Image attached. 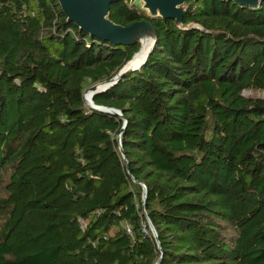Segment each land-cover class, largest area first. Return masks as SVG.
Listing matches in <instances>:
<instances>
[{
	"label": "trees",
	"instance_id": "16d2710c",
	"mask_svg": "<svg viewBox=\"0 0 264 264\" xmlns=\"http://www.w3.org/2000/svg\"><path fill=\"white\" fill-rule=\"evenodd\" d=\"M182 9L112 5L157 34L93 96L120 117L85 92L140 44L91 37L59 0H0V264H264V0Z\"/></svg>",
	"mask_w": 264,
	"mask_h": 264
},
{
	"label": "water",
	"instance_id": "95a60500",
	"mask_svg": "<svg viewBox=\"0 0 264 264\" xmlns=\"http://www.w3.org/2000/svg\"><path fill=\"white\" fill-rule=\"evenodd\" d=\"M125 0H59L61 8L68 17V21L74 23L82 31H85L91 37H97L99 39L109 41L117 46H132L135 44H141L137 38L138 29L141 26H147L154 34L152 45L150 50L142 62V64L134 69H127V66L133 59L122 69V71L110 82L103 83L92 87L88 92H91V98L95 93L103 91L113 84L117 83L120 79L126 75L138 71L144 66L152 53L156 41L157 34L155 28L148 22L134 23L131 26L124 27L115 24L110 19V11L112 5L122 2ZM137 0H131L132 3ZM145 2V9L149 11L150 17H161L163 19H173L176 21L178 26L183 24V6L188 0H143ZM196 1V0H195ZM240 5L257 7L260 5L261 0H236ZM141 50V49H140ZM93 101V100H92ZM92 108L107 111L109 113L122 117V113L112 108H106L96 106L92 102ZM126 125H124L123 130ZM119 139V138H118ZM121 139V137H120ZM146 200V193L143 202Z\"/></svg>",
	"mask_w": 264,
	"mask_h": 264
},
{
	"label": "bare ground",
	"instance_id": "6f19581e",
	"mask_svg": "<svg viewBox=\"0 0 264 264\" xmlns=\"http://www.w3.org/2000/svg\"><path fill=\"white\" fill-rule=\"evenodd\" d=\"M153 37L154 34L152 32V30L150 28H148L147 26H141L138 29V35L137 38L140 40L141 43V50L139 51V53L135 56V58L131 61V63L127 66V69H134L139 67L142 62L145 60L150 47L152 45V41H153ZM92 93L88 92L86 94V101L87 103L92 106V98H91Z\"/></svg>",
	"mask_w": 264,
	"mask_h": 264
},
{
	"label": "rangeland",
	"instance_id": "374dc122",
	"mask_svg": "<svg viewBox=\"0 0 264 264\" xmlns=\"http://www.w3.org/2000/svg\"><path fill=\"white\" fill-rule=\"evenodd\" d=\"M136 4H138L143 10H145L147 13H149L148 11V9L146 8H144L145 7V2L143 1V0H137L136 1ZM140 46H141V44H140ZM141 49V48H140ZM92 87H89V88H87V90H86V92H85V99H87V97H86V94L88 93V91L91 89ZM246 95H253L252 93H250V92H247L246 93ZM88 104V103H87ZM89 105V104H88Z\"/></svg>",
	"mask_w": 264,
	"mask_h": 264
},
{
	"label": "built area",
	"instance_id": "2783aa9c",
	"mask_svg": "<svg viewBox=\"0 0 264 264\" xmlns=\"http://www.w3.org/2000/svg\"><path fill=\"white\" fill-rule=\"evenodd\" d=\"M120 137H121V135L118 136V138H119V142H120ZM128 230H130V229L128 228Z\"/></svg>",
	"mask_w": 264,
	"mask_h": 264
}]
</instances>
